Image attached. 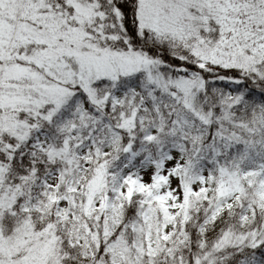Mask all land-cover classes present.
Wrapping results in <instances>:
<instances>
[{
	"label": "snow or ice",
	"instance_id": "1",
	"mask_svg": "<svg viewBox=\"0 0 264 264\" xmlns=\"http://www.w3.org/2000/svg\"><path fill=\"white\" fill-rule=\"evenodd\" d=\"M0 264H264V0H0Z\"/></svg>",
	"mask_w": 264,
	"mask_h": 264
}]
</instances>
